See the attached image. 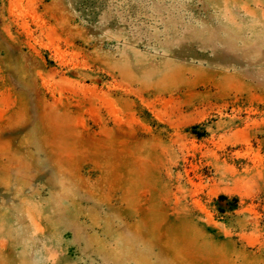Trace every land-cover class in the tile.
<instances>
[{
	"label": "rangeland",
	"instance_id": "obj_1",
	"mask_svg": "<svg viewBox=\"0 0 264 264\" xmlns=\"http://www.w3.org/2000/svg\"><path fill=\"white\" fill-rule=\"evenodd\" d=\"M0 264H264V0H0Z\"/></svg>",
	"mask_w": 264,
	"mask_h": 264
},
{
	"label": "trees",
	"instance_id": "obj_2",
	"mask_svg": "<svg viewBox=\"0 0 264 264\" xmlns=\"http://www.w3.org/2000/svg\"><path fill=\"white\" fill-rule=\"evenodd\" d=\"M226 199H227L226 197H222V196L220 197V200H224L225 201Z\"/></svg>",
	"mask_w": 264,
	"mask_h": 264
}]
</instances>
